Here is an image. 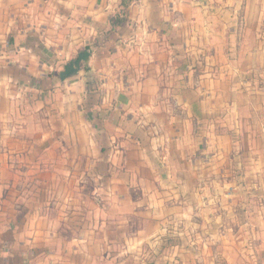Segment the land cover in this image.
I'll return each instance as SVG.
<instances>
[{"label": "crops", "instance_id": "0c3cea01", "mask_svg": "<svg viewBox=\"0 0 264 264\" xmlns=\"http://www.w3.org/2000/svg\"><path fill=\"white\" fill-rule=\"evenodd\" d=\"M261 9L0 0V264H264Z\"/></svg>", "mask_w": 264, "mask_h": 264}, {"label": "trees", "instance_id": "16d2710c", "mask_svg": "<svg viewBox=\"0 0 264 264\" xmlns=\"http://www.w3.org/2000/svg\"><path fill=\"white\" fill-rule=\"evenodd\" d=\"M90 56L89 46H85L71 60H69L60 72V77L67 78L75 75L81 68H86L85 63Z\"/></svg>", "mask_w": 264, "mask_h": 264}, {"label": "rangeland", "instance_id": "374dc122", "mask_svg": "<svg viewBox=\"0 0 264 264\" xmlns=\"http://www.w3.org/2000/svg\"><path fill=\"white\" fill-rule=\"evenodd\" d=\"M250 1L254 2L256 5H260L261 6V8H262L261 9V12H262L261 18H262V22H263V25H264V0H250ZM254 14L255 13L253 12L252 18H254ZM263 28H264V26H263ZM253 39H254V34L252 32H249L247 41L250 42V43L245 44L247 49H253V47H254L253 46ZM263 46H264V44H263ZM237 47H238V45H237ZM191 184L194 185L193 182L189 183V185H191ZM190 191L192 192V189H190Z\"/></svg>", "mask_w": 264, "mask_h": 264}]
</instances>
